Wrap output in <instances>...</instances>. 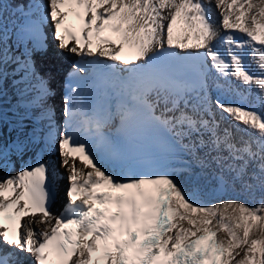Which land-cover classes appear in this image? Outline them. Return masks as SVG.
I'll return each instance as SVG.
<instances>
[{
  "label": "snow or ice",
  "instance_id": "1",
  "mask_svg": "<svg viewBox=\"0 0 264 264\" xmlns=\"http://www.w3.org/2000/svg\"><path fill=\"white\" fill-rule=\"evenodd\" d=\"M212 4L0 0V170L21 162L0 177V264H264V196L197 198L264 192V103L227 99L243 86L264 102V0H214L220 28ZM48 25L58 48L80 58L62 125L36 67ZM5 126L16 135L5 138ZM144 134L159 141L163 163L140 144ZM53 148L69 180L59 215L57 172L41 156Z\"/></svg>",
  "mask_w": 264,
  "mask_h": 264
},
{
  "label": "bare ground",
  "instance_id": "2",
  "mask_svg": "<svg viewBox=\"0 0 264 264\" xmlns=\"http://www.w3.org/2000/svg\"><path fill=\"white\" fill-rule=\"evenodd\" d=\"M213 7L215 9V17L217 18V28H220V19L221 17L219 16V12L218 10L215 8V4H214V0H213ZM223 30L221 29V35L223 34ZM63 57H64V61L62 63L63 66H67L68 64L66 62H68V60L71 57V54L62 51ZM251 68H254L255 72L259 71L257 65L255 63H252L250 65ZM235 81V80H234ZM235 84L238 86V82L235 81ZM241 87L242 91L244 92L243 94V98H245L246 96V106L249 107H255L254 104H258V102H262L260 96L258 95L257 91L255 89H250L245 91L243 86H239ZM252 91L251 95L248 96L249 92ZM15 99L14 96H12L11 94H9L8 96V100L14 102L13 100H11L10 98ZM215 98V97H214ZM228 100H241V98H233V97H227ZM264 103V102H263ZM262 105V104H261ZM7 107V104H6ZM9 117H11V115H9ZM4 136L5 138H9L10 136H15L16 133L15 132H11L9 126H5L4 130H3ZM32 155V153H28L25 157V160H27L30 156ZM48 163H50L51 165L54 166V168L56 169V165L58 164V175H61L63 177V179L61 180L62 182L66 181L68 178V173L66 171L65 168L60 167V155L59 152H53L50 153L48 155ZM21 166V162L17 161L15 168L14 169H9L8 172H4L3 170H0V177L4 176L5 174H15L16 171L19 170ZM109 168L115 169L116 167L114 166H109ZM264 196V192H261L258 189H254V190H244L241 189L239 187L236 188H231L228 189V193L226 195H220L218 193V189H207L204 190L202 192L198 191L197 192V198L203 202V203H216L219 202L220 200H226V199H236V200H241L244 202L249 203L250 205H254L256 202H258L261 197Z\"/></svg>",
  "mask_w": 264,
  "mask_h": 264
},
{
  "label": "water",
  "instance_id": "3",
  "mask_svg": "<svg viewBox=\"0 0 264 264\" xmlns=\"http://www.w3.org/2000/svg\"><path fill=\"white\" fill-rule=\"evenodd\" d=\"M219 192L221 195H226L228 193V189L227 190L219 189Z\"/></svg>",
  "mask_w": 264,
  "mask_h": 264
},
{
  "label": "rangeland",
  "instance_id": "4",
  "mask_svg": "<svg viewBox=\"0 0 264 264\" xmlns=\"http://www.w3.org/2000/svg\"><path fill=\"white\" fill-rule=\"evenodd\" d=\"M220 21H221V19H220Z\"/></svg>",
  "mask_w": 264,
  "mask_h": 264
}]
</instances>
